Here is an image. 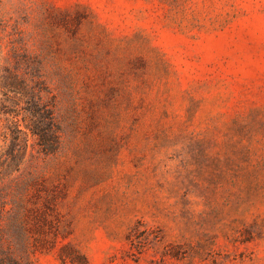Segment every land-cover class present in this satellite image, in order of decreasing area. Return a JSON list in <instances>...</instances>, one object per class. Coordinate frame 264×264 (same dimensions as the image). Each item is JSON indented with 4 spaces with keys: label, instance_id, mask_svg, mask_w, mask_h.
<instances>
[{
    "label": "rangeland",
    "instance_id": "obj_1",
    "mask_svg": "<svg viewBox=\"0 0 264 264\" xmlns=\"http://www.w3.org/2000/svg\"><path fill=\"white\" fill-rule=\"evenodd\" d=\"M17 73L61 142L28 134L21 169L70 233L35 264H71L68 243L88 264H264V0H0V85ZM3 93L10 153L30 115Z\"/></svg>",
    "mask_w": 264,
    "mask_h": 264
},
{
    "label": "trees",
    "instance_id": "obj_2",
    "mask_svg": "<svg viewBox=\"0 0 264 264\" xmlns=\"http://www.w3.org/2000/svg\"><path fill=\"white\" fill-rule=\"evenodd\" d=\"M7 80L0 85L3 95H17L18 110L30 115V123L22 128L18 119L10 121L4 142L10 135L13 150L6 153L0 147V264H35L38 254L52 252L70 233L59 210V195L48 186L46 176L38 170L22 172L23 143L31 134L39 154H54L61 145L60 128L44 99L47 90L40 77L29 80L17 73ZM57 256L63 263L88 264L85 254L70 243Z\"/></svg>",
    "mask_w": 264,
    "mask_h": 264
}]
</instances>
